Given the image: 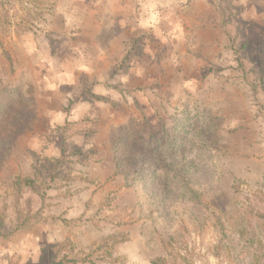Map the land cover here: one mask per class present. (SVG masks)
Wrapping results in <instances>:
<instances>
[{"label": "rangeland", "instance_id": "obj_1", "mask_svg": "<svg viewBox=\"0 0 264 264\" xmlns=\"http://www.w3.org/2000/svg\"><path fill=\"white\" fill-rule=\"evenodd\" d=\"M154 262L264 264V0H0V264Z\"/></svg>", "mask_w": 264, "mask_h": 264}, {"label": "crops", "instance_id": "obj_2", "mask_svg": "<svg viewBox=\"0 0 264 264\" xmlns=\"http://www.w3.org/2000/svg\"><path fill=\"white\" fill-rule=\"evenodd\" d=\"M59 9H57V11H55V16L58 19L59 17ZM81 29H84L83 25L79 26ZM51 31H57V29H55L54 27H51ZM14 36V40H19V45L21 47V51H22V55L25 62L28 63L29 65V69L30 70H34L37 73L43 72V66L42 64H44L45 62L47 63L44 64V66H46V70L47 69H52V67L54 66L55 60L57 59V55L56 57H52V54H50L49 58H47L46 60H44L45 62H43V54L40 53V49L38 48V45H33V47L30 46V37L25 36V35H20V36ZM12 38V37H10ZM29 38V39H28ZM83 39V40H82ZM74 42L73 44L75 48H72L74 53L72 54L73 58L74 56H76L77 53H81V47H88L89 48V52H91V55L89 56V62L87 59V63L85 64V66L87 67H81L78 66L76 69H86L89 71V73L92 71V62H90V58H92L93 55V49L95 50H99L100 52V67L98 69V72H93L94 74L91 75L92 78H98L97 81L99 84H101V90H106L108 88V80L110 78V76H112L111 74V70L110 68H112V64L115 63L117 60L122 59L123 54H124V40L122 39H116L115 41H112L110 43H107L105 41H101V39H98V36H92V34H90L87 31H83V38L79 39L78 41H72ZM84 55V54H83ZM43 58V59H42ZM28 67V66H27ZM109 69V70H108ZM101 73V78H99L98 76H100ZM110 75V76H109ZM52 75L47 79H51ZM55 85H57L55 83ZM110 85V84H109ZM56 89L54 88H49L46 92L50 93L51 96H56L58 97H64L65 99H68L73 97V94H69L64 92L63 90H61L58 86H55ZM100 90V91H101ZM85 92V86L84 84L79 83V88H77V96H81L83 93ZM96 92V91H95ZM48 99V98H47ZM53 98L51 97V102H53ZM53 105V104H52ZM52 110L54 111L56 110L54 105L51 106Z\"/></svg>", "mask_w": 264, "mask_h": 264}, {"label": "trees", "instance_id": "obj_3", "mask_svg": "<svg viewBox=\"0 0 264 264\" xmlns=\"http://www.w3.org/2000/svg\"><path fill=\"white\" fill-rule=\"evenodd\" d=\"M20 184L23 183L24 186H27L31 189H34L36 186V182L33 179H18L17 180ZM19 184V185H20ZM154 264H156V262H154Z\"/></svg>", "mask_w": 264, "mask_h": 264}]
</instances>
